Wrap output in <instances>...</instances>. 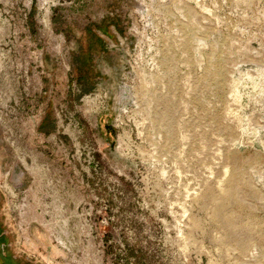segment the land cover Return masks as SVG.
I'll return each instance as SVG.
<instances>
[{
  "label": "rangeland",
  "instance_id": "rangeland-1",
  "mask_svg": "<svg viewBox=\"0 0 264 264\" xmlns=\"http://www.w3.org/2000/svg\"><path fill=\"white\" fill-rule=\"evenodd\" d=\"M0 264H264V0H0Z\"/></svg>",
  "mask_w": 264,
  "mask_h": 264
},
{
  "label": "trees",
  "instance_id": "trees-1",
  "mask_svg": "<svg viewBox=\"0 0 264 264\" xmlns=\"http://www.w3.org/2000/svg\"><path fill=\"white\" fill-rule=\"evenodd\" d=\"M113 37H115V35H112Z\"/></svg>",
  "mask_w": 264,
  "mask_h": 264
}]
</instances>
